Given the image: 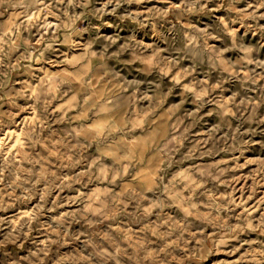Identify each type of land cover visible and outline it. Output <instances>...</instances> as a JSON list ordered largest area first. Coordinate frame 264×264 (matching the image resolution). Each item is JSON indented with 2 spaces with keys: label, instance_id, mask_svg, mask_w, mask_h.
<instances>
[{
  "label": "rangeland",
  "instance_id": "rangeland-1",
  "mask_svg": "<svg viewBox=\"0 0 264 264\" xmlns=\"http://www.w3.org/2000/svg\"><path fill=\"white\" fill-rule=\"evenodd\" d=\"M0 264H264V0H0Z\"/></svg>",
  "mask_w": 264,
  "mask_h": 264
}]
</instances>
